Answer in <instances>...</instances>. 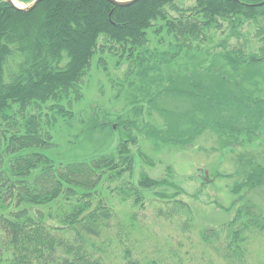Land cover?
I'll use <instances>...</instances> for the list:
<instances>
[{
	"label": "trees",
	"instance_id": "16d2710c",
	"mask_svg": "<svg viewBox=\"0 0 264 264\" xmlns=\"http://www.w3.org/2000/svg\"><path fill=\"white\" fill-rule=\"evenodd\" d=\"M247 21L253 24L260 45L257 52L243 48L220 52L217 56L232 71L264 60V0H194L187 8H180L176 0H138L126 7L108 0H41L29 12L0 0V203L8 208L0 213V255L7 253L9 264H106L97 253L103 250L93 242L111 217L110 207L98 195L99 187L105 174L118 178L133 172L129 145L135 137L129 134L112 154L89 161L57 164L43 151L53 145L55 126L74 117L73 105L83 98L96 52L125 59L127 76L144 77L171 64L194 42L210 41L224 23L231 36H241L237 29ZM166 42L168 47L160 49ZM189 87L169 92L198 100L203 113L205 107L212 114L219 112L221 118L210 125L222 134L250 135L264 121V98L237 95L225 88L222 78L214 84L191 82ZM236 120H246L249 128L237 127ZM207 126L195 123L187 139H180L182 133L176 135L172 127L166 130L168 136L158 134V138L183 145ZM263 181L264 170L256 167L245 184L255 187ZM136 183L138 189L179 190L167 179L146 173ZM160 190L156 196L173 197ZM60 200L66 205L59 214L42 211ZM139 202L137 197L132 200ZM170 209L185 215L182 225L188 230L190 207L175 200ZM261 232L264 213L245 201L231 220L220 228H204L199 235L225 264H246V242ZM125 260L139 264L128 250Z\"/></svg>",
	"mask_w": 264,
	"mask_h": 264
},
{
	"label": "rangeland",
	"instance_id": "374dc122",
	"mask_svg": "<svg viewBox=\"0 0 264 264\" xmlns=\"http://www.w3.org/2000/svg\"><path fill=\"white\" fill-rule=\"evenodd\" d=\"M176 4L187 8L194 0H176ZM237 30L241 36H231L224 23L210 41L194 42L192 49L171 64L144 77L127 76V61L107 51L93 56L83 98L72 108L74 117L55 126L53 145L43 151L57 164L89 161L112 154L129 134L135 137V143L129 145L133 172L118 178L105 174L99 187L98 195L110 207L111 217L93 242L103 250L97 253L106 264H126L125 250L139 264H225L220 254L201 240L200 231L220 228L245 201L264 213V181L255 187L245 184L253 169L264 170V121L250 135L243 131L238 136L222 134L210 125L221 118L219 112L212 114L205 107L203 113L198 100L169 92L173 88L189 90L191 82L214 84L222 78L225 88L237 95L264 98V60L232 71L217 56L224 49L258 51L253 24L244 22ZM165 45L160 49L168 47L167 42ZM199 121L208 126L191 142L172 144L158 138V134L168 136L166 130L172 127L176 135L182 133L180 139H187L188 130ZM245 121H237L236 126L249 128ZM108 123L114 128L105 125ZM141 173L167 179L180 191L168 186L138 189ZM159 190L173 197L162 199L156 196ZM135 197L140 204L132 203ZM175 200L192 211L188 230L182 225L185 215L170 213ZM65 205L60 200L42 211L59 214ZM7 211L0 203V213ZM246 248V264H264V232L252 234ZM8 258L7 253H1L0 264H9Z\"/></svg>",
	"mask_w": 264,
	"mask_h": 264
},
{
	"label": "water",
	"instance_id": "95a60500",
	"mask_svg": "<svg viewBox=\"0 0 264 264\" xmlns=\"http://www.w3.org/2000/svg\"><path fill=\"white\" fill-rule=\"evenodd\" d=\"M5 1H7L13 8L17 10L29 12L33 10L39 4L41 0H33L28 4L21 3L18 0H15L18 3H15L14 0H5ZM108 1L116 6L126 7V6H129L135 3L138 0H108Z\"/></svg>",
	"mask_w": 264,
	"mask_h": 264
},
{
	"label": "bare ground",
	"instance_id": "6f19581e",
	"mask_svg": "<svg viewBox=\"0 0 264 264\" xmlns=\"http://www.w3.org/2000/svg\"><path fill=\"white\" fill-rule=\"evenodd\" d=\"M14 2H15V3H18V2H16L15 0H14Z\"/></svg>",
	"mask_w": 264,
	"mask_h": 264
}]
</instances>
